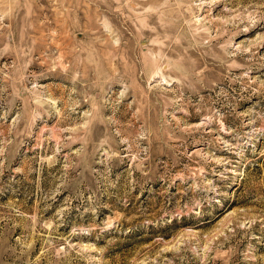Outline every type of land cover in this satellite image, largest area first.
Segmentation results:
<instances>
[{"label":"rangeland","instance_id":"obj_1","mask_svg":"<svg viewBox=\"0 0 264 264\" xmlns=\"http://www.w3.org/2000/svg\"><path fill=\"white\" fill-rule=\"evenodd\" d=\"M0 264H264V0H0Z\"/></svg>","mask_w":264,"mask_h":264}]
</instances>
